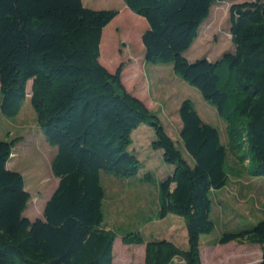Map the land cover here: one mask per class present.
I'll use <instances>...</instances> for the list:
<instances>
[{"label": "trees", "instance_id": "trees-1", "mask_svg": "<svg viewBox=\"0 0 264 264\" xmlns=\"http://www.w3.org/2000/svg\"><path fill=\"white\" fill-rule=\"evenodd\" d=\"M222 1L227 0H123L147 24L140 38L144 62L170 65L226 125L224 145L219 130L184 100L178 109L184 158L158 116L126 90L125 64L110 73L99 62L107 47L103 30L117 10H90L82 0H0V114L16 118L32 83L29 102L46 142L57 149L51 172L58 179L42 217L29 220L23 176L7 168L21 138L0 141V264H112L116 235L101 226L100 173H138L141 163L130 147L140 126L153 131L151 149L173 168L157 185L154 218L183 219L188 247L145 243L140 232L125 234L122 243L145 244V264H201L200 237L215 227L212 193L230 178L228 155L248 164V176L264 178V0L230 6L232 52L216 62L184 57L212 5ZM244 141L249 159L239 152ZM232 242L264 247V219L217 240L221 246ZM258 264H264V253Z\"/></svg>", "mask_w": 264, "mask_h": 264}, {"label": "rangeland", "instance_id": "rangeland-1", "mask_svg": "<svg viewBox=\"0 0 264 264\" xmlns=\"http://www.w3.org/2000/svg\"><path fill=\"white\" fill-rule=\"evenodd\" d=\"M251 1L253 0H227L213 4L209 18L200 26L197 39L184 54V57L189 62L200 59L216 62L223 54L232 52L234 48L229 34V8L233 4ZM82 2L90 10L118 11L117 21L109 26L104 33V43L107 47L100 53L99 62L107 71L113 73L122 62L127 60L125 56L132 57V62L122 73L123 85L132 96L141 100L151 112L158 116L166 133L181 150L184 158L188 157L179 139L181 121L178 115V109L184 100H190L193 103L204 123L219 130L222 144L227 145L225 123L218 116L216 110L202 99L199 91L177 77L170 65L158 66L144 62V49L140 40L144 26L135 25L131 17H127L126 13H123L129 11L123 0H82ZM142 21L146 25V22ZM132 30L136 34L132 35ZM123 36H130L131 40L125 42ZM108 41L110 42L109 46ZM122 48L125 49L121 54H118V50ZM138 56L142 57L139 62L144 65L142 70L146 83L145 88L142 84L144 81L134 79L137 62L135 58ZM108 59H111V64L106 61ZM140 129H143L141 130L143 132L136 130L131 135V151L134 148L137 151H143L144 148L149 147V135H153V131L147 126H140ZM144 129L148 132L144 133ZM18 137L21 138V141L13 148L14 155H11L7 167L23 176L25 188L32 197L24 216L34 221L41 217L45 202L57 187L58 179L51 172V161L57 149L46 142L43 132L37 126L29 98L23 104L16 118L7 119L0 114V141H10ZM239 152L247 159L252 156L249 145L245 141ZM140 158L144 162L145 158ZM153 158L159 163L160 156L158 154ZM247 166V163L238 164L231 155H228L225 170L229 173L230 178L225 192L215 196L212 194L211 218L215 227L211 234L203 235L200 238L201 264H258L262 260L264 247L235 242L224 246L217 244L222 233L239 231L242 227L248 228V224L254 225L264 219V178L248 176L246 174ZM112 176L119 177L101 172L100 184L104 189L101 226L114 232L115 240L119 241L117 243L121 245L114 250L113 263L145 264V244L124 245L121 238L125 234L135 231L145 232L144 236L142 235L145 243L149 242L150 236L169 238L168 234L164 232L167 228L165 226L152 224L148 227V232L145 229L144 222L152 214L153 197L151 195L155 194V190L153 191L152 185H147L146 188L141 189L142 192L138 189L140 187L138 183L133 180H127L128 182H123L118 187L113 185L112 178H110ZM155 176L156 173L153 171L151 177L155 178ZM137 191L142 194L137 195ZM154 216L155 213L152 219ZM186 240L184 220L175 217V246L179 250L185 251L186 245H188ZM173 264H184V262L175 259Z\"/></svg>", "mask_w": 264, "mask_h": 264}, {"label": "crops", "instance_id": "crops-1", "mask_svg": "<svg viewBox=\"0 0 264 264\" xmlns=\"http://www.w3.org/2000/svg\"><path fill=\"white\" fill-rule=\"evenodd\" d=\"M127 9V8H126ZM123 13H126L125 15L127 17H131V19L133 20V23L135 25H141L142 27L144 26V31L146 30L147 28V24L144 25L143 21L144 19L136 16L135 14H133L131 11H124ZM118 16V15H117ZM118 18H115L109 25H107L104 30H103V33H102V36L104 37V33L105 31L109 28V26L113 25L115 21H117ZM145 21V20H144ZM143 31V32H144ZM131 35V34H130ZM128 37V38H127ZM123 36V40L125 42H128L129 40H131L130 36ZM137 38V37H136ZM141 38V37H140ZM103 41H104V38H103ZM105 45V43H104ZM123 45L125 46V43H123ZM105 48V46H104ZM125 48H122V49H119L118 50V54H121L123 52ZM104 51V50H103ZM100 50V53L103 52ZM125 58L127 60H125V67H124V70L126 69V67L132 62V57L130 55H128L127 57L125 56ZM140 58V59H139ZM135 59H137V62H136V66H135V71H134V79L135 80H140L141 81H144L142 82L143 84V88H145V80H144V74H143V63L140 64L139 61L142 60V57L141 56H138L136 57ZM144 60V58H143ZM109 64H111V59H108L106 60ZM139 62V64H138ZM123 63V62H122ZM158 66H161V65H158ZM165 66V65H164ZM141 69V70H140ZM123 70V71H124ZM145 91V90H144ZM145 93H147L145 91ZM147 95V94H146ZM152 103V102H151ZM156 106V105H155ZM137 132L139 130V132H143L141 130L143 129H140V127L138 129H136ZM135 130V131H136ZM146 129H144V133H147L148 131H145ZM143 133V134H144ZM153 140V135H149V147L147 148H144L143 151H137L135 148L130 149V151L137 157V159L140 161L141 163V169L138 171V173L133 176V177H129V178H121V177H110L112 178L111 181L113 182V185H117L118 187L120 185H122L123 182H128L129 180H133L134 182L138 183V185L140 186L138 189H142V188H146L147 185H152L153 186V191L155 190V194L151 195L153 197V202H152V208H151V216H149L148 219L145 220L144 224H145V229H146V232H148V227L150 225H162V226H165L167 227L164 232L165 234L167 233L168 234V237L169 238H165V237H162V238H158V237H152L150 236V240L149 242H159V241H167V242H170L172 243L174 246H175V216L174 218H172L173 216L172 215H168L167 217H165L164 219L162 220H156L155 218L152 219V216L153 214L157 213V210H158V191H157V185L158 183L163 180L164 178L168 177L171 175L172 171H173V168L171 166H168V165H165L164 164V161L162 159V152L161 151H155V150H152L151 147H150V144ZM140 148H143V147H140ZM158 154V156H160V161L159 163L154 161V156ZM14 155V154H13ZM144 156V157H143ZM142 157L144 159V162L141 161V158ZM54 158V157H53ZM8 166V165H7ZM8 168V167H7ZM155 171L156 173V176L155 178H152L151 177V173ZM109 174V173H108ZM158 175V176H157ZM100 176H101V173H100ZM111 176V175H110ZM158 177V178H157ZM128 180V181H127ZM132 185V184H130ZM155 186V187H154ZM228 184L226 185L225 188L219 190V191H214L212 194L215 196L217 194H221L223 192H225L226 188H227ZM25 191H27V189L25 188ZM142 191V190H141ZM138 192V191H137ZM143 192V191H142ZM29 193V192H28ZM30 194V193H29ZM140 195L142 193L138 192L137 195ZM31 197V196H30ZM140 197V196H139ZM32 198V197H31ZM31 200V199H30ZM47 202V201H46ZM45 202V203H46ZM45 205V204H44ZM220 205V204H219ZM44 208V206H43ZM43 208H42V212H43ZM42 212H41V217H42ZM40 217V218H41ZM155 217V216H154ZM40 218H36V219H40ZM178 218V217H177ZM250 226H253L252 224H248V227ZM242 229H245L244 227H242L240 230ZM107 230V229H106ZM135 232H139V231H135ZM141 235L144 236V233L145 232H140ZM185 234H186V239H187V231H186V227H185ZM201 238V237H200ZM116 239V238H115ZM119 241L117 240H114V243H113V249H112V264H114V250L116 249L117 246H121L119 243H117ZM186 243H187V240H186ZM139 247H142V246H139ZM188 245H186V248L185 250L187 249ZM144 260H145V248H144Z\"/></svg>", "mask_w": 264, "mask_h": 264}, {"label": "water", "instance_id": "water-1", "mask_svg": "<svg viewBox=\"0 0 264 264\" xmlns=\"http://www.w3.org/2000/svg\"><path fill=\"white\" fill-rule=\"evenodd\" d=\"M202 60H207V59H202ZM31 94H32V83H29V85L27 86V97L30 98Z\"/></svg>", "mask_w": 264, "mask_h": 264}]
</instances>
